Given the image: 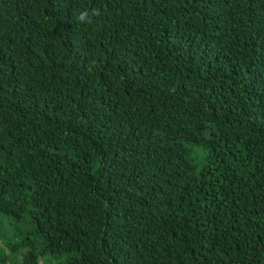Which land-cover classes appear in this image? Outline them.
<instances>
[{
	"label": "trees",
	"instance_id": "1",
	"mask_svg": "<svg viewBox=\"0 0 264 264\" xmlns=\"http://www.w3.org/2000/svg\"><path fill=\"white\" fill-rule=\"evenodd\" d=\"M3 219L0 264H264V0H0Z\"/></svg>",
	"mask_w": 264,
	"mask_h": 264
},
{
	"label": "rangeland",
	"instance_id": "2",
	"mask_svg": "<svg viewBox=\"0 0 264 264\" xmlns=\"http://www.w3.org/2000/svg\"><path fill=\"white\" fill-rule=\"evenodd\" d=\"M1 229H0V247L3 248V241L4 239H9L10 241H15L12 238L11 236V232H10V227L8 225V222L7 220L3 219L2 222H1ZM20 261V258L18 260V262Z\"/></svg>",
	"mask_w": 264,
	"mask_h": 264
},
{
	"label": "clouds",
	"instance_id": "3",
	"mask_svg": "<svg viewBox=\"0 0 264 264\" xmlns=\"http://www.w3.org/2000/svg\"><path fill=\"white\" fill-rule=\"evenodd\" d=\"M86 17H87V13L86 12H82L81 14H80V16H79V19L81 20V21H84L85 19H86ZM90 22V21H89Z\"/></svg>",
	"mask_w": 264,
	"mask_h": 264
}]
</instances>
